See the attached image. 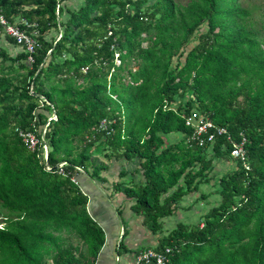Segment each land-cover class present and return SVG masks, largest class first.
Segmentation results:
<instances>
[{
	"label": "trees",
	"instance_id": "1",
	"mask_svg": "<svg viewBox=\"0 0 264 264\" xmlns=\"http://www.w3.org/2000/svg\"><path fill=\"white\" fill-rule=\"evenodd\" d=\"M68 1L0 0L10 23L21 16L39 31L29 62L31 54L0 22V200L9 212L0 229V264H46L56 243L51 227L75 232L87 249L80 257L61 251L59 264L97 263L107 231L72 179L76 167L96 165L97 139L124 162L138 160L142 180H114L113 190L125 193L154 234L201 183L221 186V201L204 225L178 222L135 255L169 248L168 264H264V36L251 10L241 0H81L75 9ZM9 45L21 51L13 55ZM187 95L234 141L245 136L248 168L232 156L226 135L205 145L190 140L185 117L194 106L182 105ZM54 115L45 160L41 146L29 149L19 130L42 138ZM104 119L115 120L111 134L93 131ZM173 133L182 137L169 143ZM219 159L236 166L218 177ZM47 161L67 162L68 176L48 171ZM128 174L124 168L119 177ZM128 234L119 255L132 252Z\"/></svg>",
	"mask_w": 264,
	"mask_h": 264
},
{
	"label": "rangeland",
	"instance_id": "2",
	"mask_svg": "<svg viewBox=\"0 0 264 264\" xmlns=\"http://www.w3.org/2000/svg\"><path fill=\"white\" fill-rule=\"evenodd\" d=\"M179 1L184 2L185 0ZM241 2L251 10V17L255 23V27H258L261 34L264 36V0H241ZM68 4L70 8L75 9L79 7L82 2L81 0H70L68 1ZM68 18L69 14L66 13L64 19L67 20ZM15 20V23L23 22L21 16H16ZM35 30L38 32V29ZM56 33V29H53L50 31L49 37H55ZM59 37L60 34H57V38ZM145 45H148V42L145 43ZM8 48L13 55L18 54L21 51L20 47L14 45H9ZM117 63L120 64V61H117ZM18 64L16 66H18ZM8 65H10V62H8L7 66ZM20 69V72L27 73V70L23 68ZM41 99L46 100L43 96ZM190 99H192V96L187 95L182 100V105H186ZM190 102L194 106L193 108L197 109V102L194 100H191ZM112 121L113 123L115 122L114 119ZM181 137V134L173 133L167 135L166 138L169 143H176ZM87 139L88 141L91 140L90 136H88ZM96 142L97 144L92 155V159L95 160L96 165L90 167L89 170L78 167L77 170L79 173L73 176L78 182L83 184H81L82 188L89 195L87 205L92 216L101 220V217H104L105 219L109 217V215L112 218V215L110 214L111 212L114 214L112 221L116 220L117 222L115 225L116 228L114 229L116 231L113 232L116 236L114 237L115 250L118 249L119 242L127 230L129 231V234L126 237L125 242L131 240V247L137 250V248H147L156 244L163 236H166L173 228H175L178 222L189 224L201 223L204 225L205 214L221 201V194L219 193L221 186L219 185V182H203L200 184L198 192L190 193L184 197L180 203V209L178 212L163 219V229L159 233L154 234L143 224L142 217L133 213L130 201H125L121 193L113 190V179L118 177V172H120L119 169L122 167L120 166L119 168L118 166L121 164L123 165L124 158L113 153L110 146L103 145L102 139H97ZM77 145L80 149L82 144L81 142H78ZM41 148L46 160L49 146L46 147L42 145ZM66 164L67 162L59 163L58 165L53 166L54 170L61 169L62 166L64 169ZM126 165L128 166V169H131L132 174H128L121 179H129L134 176L132 178H134L136 182H140L143 177L138 171L140 166L138 160L126 162ZM135 165L138 166L137 170ZM96 166L101 167L100 173L97 176L93 175V171L97 169ZM235 166L236 163L232 159H219L216 170V172H219L217 173L218 177L233 169ZM8 214V210L3 206L2 201L0 200V229L5 226L3 220ZM120 216H122V220L120 219ZM49 230L53 231L56 243L50 242L49 246L51 247V252L45 254L44 259L46 264H59L57 258L59 257L60 252L64 250L70 251L77 257H80L79 255L81 251L86 253V246L75 232L68 229H57L54 227H51Z\"/></svg>",
	"mask_w": 264,
	"mask_h": 264
},
{
	"label": "built area",
	"instance_id": "3",
	"mask_svg": "<svg viewBox=\"0 0 264 264\" xmlns=\"http://www.w3.org/2000/svg\"><path fill=\"white\" fill-rule=\"evenodd\" d=\"M0 22L5 27V32L13 37L16 40V43L26 49L28 53H30V57L28 59L29 62H33L32 54L35 52L38 42V32L36 30H31V24L25 18H23V22L25 27H21L20 23H10L3 15L0 10ZM31 93H34L33 85L31 89ZM57 119L56 115L51 117L48 123L44 126L43 136L42 138L36 131L34 130H19L20 135L22 136L24 142L29 147V149L35 151L40 146L44 145L48 147L47 142L45 140V134L52 120ZM186 125L193 129V133L191 135L190 140L199 142L200 145H205L207 142H214L218 136H227L229 140L233 142V150L232 156L234 158H240L243 162H245V166L248 168V164L246 163L248 157V151L246 148L247 139L243 136L240 142L234 141L230 134V131L225 126H220L207 118L204 115H201L198 109L194 108L190 111V113L185 117ZM113 121L109 119H104L98 126L93 128V131L98 132H108L111 134L114 132L112 127ZM244 135V134H242ZM49 152V150H48ZM48 159V154L46 156V160ZM63 167V166H62ZM59 169L60 173L64 176H68V173L65 169ZM46 169L48 171H53L54 167L47 161ZM78 169V167H76ZM72 179L77 181L72 175ZM78 182V181H77ZM171 249L167 248L165 252H157L154 249H145L140 251L134 257V261L132 264H140L143 261L151 262L155 261V264H168L169 262V252Z\"/></svg>",
	"mask_w": 264,
	"mask_h": 264
},
{
	"label": "crops",
	"instance_id": "4",
	"mask_svg": "<svg viewBox=\"0 0 264 264\" xmlns=\"http://www.w3.org/2000/svg\"><path fill=\"white\" fill-rule=\"evenodd\" d=\"M120 166H122V167L120 168ZM118 167L120 168L119 169L120 172H118V177L120 176V174L124 170V168H126L130 172V175L132 174L131 169H128V166L126 165V162H123V165L121 164ZM137 168H138V166H136V170H137ZM118 177L113 179V181L121 179L120 177L119 178ZM136 183H139V182H136ZM81 184L82 183H80V185ZM82 185H81V188H82ZM112 186H113V182H112ZM82 190L84 191L83 188H82ZM117 192H119V193H121L123 195L125 201L129 200L130 201V205L133 204V202L126 197L125 193L123 194L121 191H117ZM110 214L112 215V218L109 215V217H107L105 219H104V217H101V220H98L97 218H95L93 216L96 220H98L105 227V229L107 231V241H106V244L104 245V247H103V249H102V251L100 253L99 259H98L96 264H132L133 261H134V255H135V251L136 250L131 247V244H130L131 240L126 241V245L128 246L129 249H132V252L131 251L130 252L126 251L123 255H119V253L117 252L118 250L114 249V244H115L114 237H116V236H115V234H113V232L116 231L114 229L116 228L115 225L117 224V222H116V220L112 221L114 214L112 212ZM120 219L122 220V216H120ZM115 247H116V245H115Z\"/></svg>",
	"mask_w": 264,
	"mask_h": 264
},
{
	"label": "clouds",
	"instance_id": "5",
	"mask_svg": "<svg viewBox=\"0 0 264 264\" xmlns=\"http://www.w3.org/2000/svg\"><path fill=\"white\" fill-rule=\"evenodd\" d=\"M85 194H87L85 191H84Z\"/></svg>",
	"mask_w": 264,
	"mask_h": 264
}]
</instances>
